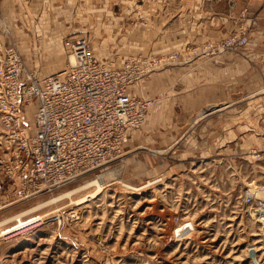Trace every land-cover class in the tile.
Masks as SVG:
<instances>
[{
    "label": "rangeland",
    "instance_id": "374dc122",
    "mask_svg": "<svg viewBox=\"0 0 264 264\" xmlns=\"http://www.w3.org/2000/svg\"><path fill=\"white\" fill-rule=\"evenodd\" d=\"M60 54L27 64L48 73L68 64ZM148 116L116 160L0 209V264H264V221L247 209L236 166L200 160L193 125L185 138Z\"/></svg>",
    "mask_w": 264,
    "mask_h": 264
},
{
    "label": "crops",
    "instance_id": "0c3cea01",
    "mask_svg": "<svg viewBox=\"0 0 264 264\" xmlns=\"http://www.w3.org/2000/svg\"><path fill=\"white\" fill-rule=\"evenodd\" d=\"M97 1L95 8L96 0H0V33L28 48L29 62L58 61L66 35H88L96 57L119 66L130 55L161 57L190 42L213 44L235 28L242 10L255 13L258 24L245 47L192 61L183 57L151 71L131 91L164 93L154 99L149 120L157 127L175 125L185 138L193 125L196 156L224 157L239 170L250 205L264 201V1ZM162 111L170 112L167 121Z\"/></svg>",
    "mask_w": 264,
    "mask_h": 264
},
{
    "label": "built area",
    "instance_id": "2783aa9c",
    "mask_svg": "<svg viewBox=\"0 0 264 264\" xmlns=\"http://www.w3.org/2000/svg\"><path fill=\"white\" fill-rule=\"evenodd\" d=\"M257 24L255 13L242 10L220 41L202 48L190 42L161 57L130 55L119 66L97 58L87 36L66 35L64 52L73 62L48 74L28 66L18 39L0 33V209L116 160L154 102L132 85L159 64L241 49ZM243 197L250 202L247 192ZM247 209L264 219V201Z\"/></svg>",
    "mask_w": 264,
    "mask_h": 264
},
{
    "label": "bare ground",
    "instance_id": "6f19581e",
    "mask_svg": "<svg viewBox=\"0 0 264 264\" xmlns=\"http://www.w3.org/2000/svg\"><path fill=\"white\" fill-rule=\"evenodd\" d=\"M69 62H73V56L72 55H70L69 56ZM102 181V178H97V179H95V180H92V181H90L89 183H88V185H92V184H94V185H96V193H97V190L99 189V186H100V182ZM87 185V186H88ZM89 198V197H88ZM85 200H87L86 198H83V199H81L79 202H83V201H85ZM78 202V203H79ZM154 206V205H153ZM152 211V210H151ZM161 211V210H160ZM150 212V211H149ZM148 221V220H147ZM160 222V221H159ZM166 224V223H165ZM163 237V236H162ZM208 241V240H207ZM165 245V244H164ZM50 250V249H49Z\"/></svg>",
    "mask_w": 264,
    "mask_h": 264
}]
</instances>
